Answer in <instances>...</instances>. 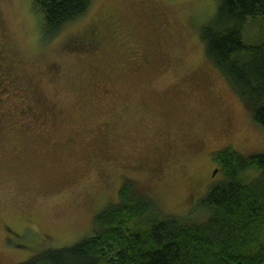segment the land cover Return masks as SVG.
Here are the masks:
<instances>
[{"label":"rangeland","instance_id":"374dc122","mask_svg":"<svg viewBox=\"0 0 264 264\" xmlns=\"http://www.w3.org/2000/svg\"><path fill=\"white\" fill-rule=\"evenodd\" d=\"M218 2L93 0L45 38L32 0H0L5 69L31 84L24 97L0 83V113L13 110L0 116V264L92 235L130 179L162 216L206 220L202 201L223 178L217 151H264V127L201 37ZM260 19L244 29L248 42L264 34ZM92 26L91 48L70 47ZM32 96L60 114L54 124L39 126L40 113L26 121L20 109Z\"/></svg>","mask_w":264,"mask_h":264},{"label":"trees","instance_id":"16d2710c","mask_svg":"<svg viewBox=\"0 0 264 264\" xmlns=\"http://www.w3.org/2000/svg\"><path fill=\"white\" fill-rule=\"evenodd\" d=\"M92 1L32 0L43 15V37L55 36L65 23L84 15ZM259 18L264 21V0H219L201 37L208 56L264 127V34L256 42L243 36ZM215 159L223 178L202 201L211 210L206 220L162 216L130 179L120 188V200L97 214L92 235L46 248L20 264H264V151L244 154L226 147ZM248 169L257 170L256 176L246 178Z\"/></svg>","mask_w":264,"mask_h":264},{"label":"flooded vegetation","instance_id":"af4514ba","mask_svg":"<svg viewBox=\"0 0 264 264\" xmlns=\"http://www.w3.org/2000/svg\"><path fill=\"white\" fill-rule=\"evenodd\" d=\"M98 39H99V33L94 29V26H92L91 28H89L88 33L85 37H83L82 39H72L69 41V44L71 45L70 47H76L79 49L81 48L83 50H86L88 47L91 48V42L95 43L98 41ZM2 55H3L2 51L0 50V79H1L0 83H3L7 87H9L13 91L14 95H16V96L17 95H22L24 97L27 96L26 93L28 91V87H30L31 84L30 83L24 84L19 79H15V78L13 79L12 76L10 75V73H7V70L5 69L6 58H4V55L3 56ZM139 68H140V66H139ZM139 68H137V69H139ZM103 92L108 93V92H111V90L106 89V90H103ZM0 101H3V99L0 98ZM39 101H40L39 97L32 96V98L29 101H25V105L22 103L24 106L20 109V113L22 115L27 114L26 116H28V117H27L26 121L32 120L28 115L29 113L32 114V118L34 119V121L40 120L39 119V113L41 114L42 117H44V116L48 117L46 120H40L39 126H42L44 123L45 124L48 123V121H50L54 124V122L57 121V118L60 114L58 112H55V110H50V108L47 109L48 112H50V114L41 111V104ZM7 108L1 109L0 116L5 117V116H8L9 114L13 113V110H11L9 108L7 109ZM23 123H24V125L29 124V122H23ZM101 130H104V129L100 126L97 130V133L103 134V131H101ZM98 134H97L96 138H103V139L106 138L105 135L98 137ZM104 134H106V132ZM215 172L213 170L212 174H215ZM8 238H11V237L8 236Z\"/></svg>","mask_w":264,"mask_h":264}]
</instances>
